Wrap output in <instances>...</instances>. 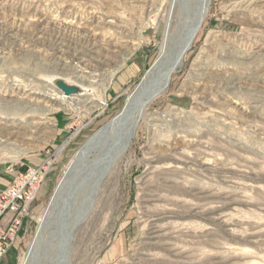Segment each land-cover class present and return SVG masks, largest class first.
<instances>
[{
	"label": "rangeland",
	"instance_id": "rangeland-1",
	"mask_svg": "<svg viewBox=\"0 0 264 264\" xmlns=\"http://www.w3.org/2000/svg\"><path fill=\"white\" fill-rule=\"evenodd\" d=\"M171 1L0 0V25L14 26L13 36L0 35V124L22 125L0 144V190L13 172L48 165L2 264H21L75 153L122 111L157 60ZM78 30L108 50L82 48ZM59 40L77 58L48 59ZM79 57L118 69L100 108ZM58 79L77 87L66 100L78 109L25 102L26 88L64 93ZM103 146L85 157L86 166H100L75 180L66 209L71 264H264V0H210L182 66L113 167ZM82 202L87 212L74 226ZM52 230L48 257L59 244Z\"/></svg>",
	"mask_w": 264,
	"mask_h": 264
},
{
	"label": "bare ground",
	"instance_id": "bare-ground-1",
	"mask_svg": "<svg viewBox=\"0 0 264 264\" xmlns=\"http://www.w3.org/2000/svg\"><path fill=\"white\" fill-rule=\"evenodd\" d=\"M184 1H185V5L187 7L185 9H188V10L182 11L181 15H180V16H183L180 19V21H182L181 25H180L182 27L181 31H180V36L183 35V38H184L185 32H186L185 28L198 19V13L195 12L194 7H196V6L199 7V5H200L199 0H184ZM177 3H178L177 0L171 1L170 11H169L168 17L166 18V22H165L166 26H165V30L163 32L164 34L162 37V41L160 43V53H159L157 60L152 64V67L149 68V70L146 72V74L144 75L143 79L141 80L140 84L135 89V91H133L128 96L122 111L117 116H115L110 122L105 124L104 127H102L100 130H98L94 135H92L88 139V141L79 149V151L75 153L73 160L67 166L66 171L64 172V175H66L70 171L71 167L74 165V163L79 158L84 157V156L87 157L89 155V153H91V152L94 153V150H96L97 147L103 146V145L107 146L105 149V153L107 154L109 152L108 154H110L109 155L110 158H108V159L112 160V164L109 163L110 162L109 160H108V163L110 166L112 165V167H113L115 162L122 157L124 152L129 147L128 145H130L138 125L144 119V114H145V111H146L148 105L150 103H152V101H154L155 98H157L159 95L163 94L166 91V89L169 86V83L171 81L173 73L175 71H177L182 66L183 61L185 59V56L187 54V51H186L180 59L177 58V56H176L177 52L182 47V42L180 40V37H179L178 33L175 34L174 29H173L175 27L174 26L175 24L173 25V22H174L173 19H179L178 15H177L178 18H176V17L174 18V16H175L174 12L177 10L175 8L177 6ZM209 5H210V0H207V4H206V8H205L206 9L205 17L208 13ZM189 7H192L191 12H190ZM186 11H188V12H186ZM178 12H179V10H178ZM8 26L9 25H7L6 28H4L0 25V35L1 36H3L4 34L13 36L12 32H13L14 26L12 25L13 28H7ZM40 31H42V30H40ZM75 34H77V38L79 39L78 44L82 45L81 46L82 48H84L86 46L85 44L90 43V45L93 46L92 48H97V47L101 48L100 51H104V50L107 51L108 50V49L102 48L101 46H99V44H96L97 40H96V42H93V37L89 36L86 33H83L81 30H78ZM52 36H54V35H52ZM54 38H57V36ZM61 38H62V36H61ZM63 38H64V35H63ZM52 39H53V37H52ZM57 39H59V36ZM194 39H195V36L193 37L191 44H193ZM56 43H58V42H56ZM58 44H59L58 47L55 44H52V43L50 44L52 46V47L49 46L51 48V52L48 54H45V56L48 59H50L52 61V60H57L58 58H61V59L66 58V60L68 57L70 59L77 58L76 57L77 55H73V57H70L72 55L69 51L62 50L63 46H64V44H62V42L58 43ZM89 48H90V46H89ZM95 52L97 53V52H99V50H95ZM78 59L80 61V65H82L81 69L84 71L83 72L81 70L80 72L85 73L84 76H82V77L84 79H88L87 77L90 76L91 80H89V82H90L89 86L95 87L97 89V92H96V94H97L96 100L97 101L95 104L96 106H94L93 108H98V107L100 108L102 106V104L105 103V100H106L105 92H106L107 88L109 87L111 81L113 80L115 72L118 71V69L105 72L106 70L104 71V70L100 69L99 67H97V68L90 67V65L87 64V60L82 59V57H79ZM102 76H104L103 80H108L106 84L104 82H99V81H101L100 77H102ZM52 80H54V79L52 78ZM228 83H229V81H228ZM228 83H227V85H228ZM66 84L73 85L74 83L70 80H66ZM84 88H86V87H84ZM89 90L92 92H95V89H89ZM22 95L23 96L25 95V97H27V100H25V102L27 104H33L32 101L33 102L35 101V102H37L36 104L38 106L40 105L39 103H42V102H44L46 104L47 103H54V104L59 103L60 107L63 104L67 107H69V106H71V104H73V103L68 102L66 100V99H70V96H68V95L66 96L65 93L57 91L56 89H53V88L52 89L45 88V89H43V92L33 91L32 89L26 88ZM59 104H58V106H59ZM75 106L76 105L73 104L72 108ZM55 108H57V107H55ZM75 108L78 109V107H75ZM18 109L19 110H16V109L13 110V112L19 113V111L21 109L20 108H18ZM56 110H58V109H56ZM20 125L21 124H18L17 126L11 125L10 127H7L8 126L7 123H3L2 125L0 124V144H3V143L8 144L10 139H12L13 137H18L19 131H17L16 127H18ZM13 128H16V130H13ZM32 132H33V130H32ZM18 141H19V139H18ZM103 147H105V146H103ZM4 158H8V157H4ZM60 188H61L60 185L56 187V189H55V191L57 190L56 193H58ZM72 205H73V203H72ZM51 209L52 208H50V206L48 204V206L46 207V209L42 213V215L40 217L37 232L34 236V239L31 243L30 247H29L28 252H26L24 257L22 258L21 264H29L32 253L35 250V248L38 246V243H39L38 237L42 231V228L46 222V218H47L49 212L51 211ZM85 212H87V211H85Z\"/></svg>",
	"mask_w": 264,
	"mask_h": 264
},
{
	"label": "water",
	"instance_id": "water-1",
	"mask_svg": "<svg viewBox=\"0 0 264 264\" xmlns=\"http://www.w3.org/2000/svg\"><path fill=\"white\" fill-rule=\"evenodd\" d=\"M179 4V23L178 27L174 30L175 34L178 33L180 40L182 42V47L180 50L177 52V58H181L183 54L187 51L190 50L192 44L193 37L197 36L198 30H200L204 18H205V13H206V4L207 0H199V7H194V10L196 13H198V19L188 25L185 29V36L183 38V35L180 36V31H181V22L180 19L183 16L181 15V12L187 8L185 5L184 0H177ZM190 12L192 10V7H189ZM188 12V11H186ZM191 44V45H190ZM57 86H59L62 91L69 95L72 93L77 92V87L73 85H68L66 82L63 80L58 79L57 80ZM86 160L87 158L81 157L79 158L74 165L71 167L70 171L63 176L61 182L59 183L60 185V190L58 193H54L52 196L49 206L51 211L49 212L46 222L42 228V231L39 235V240H38V246L35 248V250L32 253L31 259L29 264H71L69 261V254H70V249H71V242L73 238V228L69 229L68 227V221L66 218V209L71 206L72 204V199L74 197V193L78 189L75 185V180L77 178H80L82 174L85 172L87 173L86 177L89 175H93V177L96 175V170L97 167L100 165H96L94 168H90L89 166H86ZM58 185V186H59ZM89 200V198H88ZM87 202V201H86ZM85 203L80 205L79 210L77 214L75 215L74 219V226H77V224L82 221L84 218V213H85ZM56 228V231L58 232L57 234L59 235V244L58 247L56 248V251L53 253L52 256L48 257L46 255V250L45 247L47 246L46 241L44 240V237L47 234H52L53 230L52 227Z\"/></svg>",
	"mask_w": 264,
	"mask_h": 264
},
{
	"label": "built area",
	"instance_id": "built-area-1",
	"mask_svg": "<svg viewBox=\"0 0 264 264\" xmlns=\"http://www.w3.org/2000/svg\"><path fill=\"white\" fill-rule=\"evenodd\" d=\"M47 171V163L17 170L10 185L0 190V264L15 243L24 219L30 215Z\"/></svg>",
	"mask_w": 264,
	"mask_h": 264
}]
</instances>
